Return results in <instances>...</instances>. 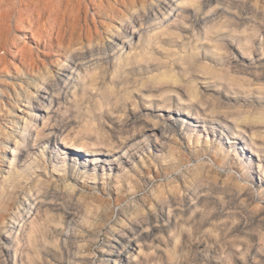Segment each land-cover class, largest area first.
I'll use <instances>...</instances> for the list:
<instances>
[{
    "label": "rangeland",
    "instance_id": "374dc122",
    "mask_svg": "<svg viewBox=\"0 0 264 264\" xmlns=\"http://www.w3.org/2000/svg\"><path fill=\"white\" fill-rule=\"evenodd\" d=\"M97 1L52 0L45 14L63 19L69 3L80 8L91 32L85 45L100 44L86 61L113 54L129 26V9L100 13ZM152 1L164 11L181 0ZM191 1L176 6L164 29L147 24L131 36L124 69L82 82L71 103L57 104L49 131L58 146L30 137L35 148L21 163H37L3 186L29 84L47 68L59 78L51 62L62 53L56 32L50 40L46 29L30 30L26 0H0V57L18 68L0 73V264H264V0ZM145 27L160 39L141 36ZM26 57L47 66L27 74ZM164 73L175 80H160ZM62 84L63 101L73 90ZM193 85L201 101L181 108ZM157 117L167 120L170 146L155 134ZM160 190L180 199L156 206ZM24 198L32 203L27 215ZM135 229L147 254L129 263Z\"/></svg>",
    "mask_w": 264,
    "mask_h": 264
},
{
    "label": "bare ground",
    "instance_id": "6f19581e",
    "mask_svg": "<svg viewBox=\"0 0 264 264\" xmlns=\"http://www.w3.org/2000/svg\"><path fill=\"white\" fill-rule=\"evenodd\" d=\"M51 1L52 0H26V8L30 12V17H31V19L29 20V27L30 30L34 31V34H41L43 33V30L46 29L47 36L51 40L52 38H54L53 37L54 32L57 33L56 39H58L61 45L59 51H61L62 53L61 55L62 58L61 60H58L56 64H54V62H51V64L58 68L59 78H57L58 72L56 73L54 72V70L47 68L43 73H41L40 76H38L36 79H33V82L29 84L32 87V90L26 93L24 97V101L26 102L27 105L26 106L27 111L25 112V115L23 117V122H22L23 126L21 129L22 135L20 136L21 138L19 137L17 138V140H15L16 141L15 147H13L12 149L13 158L10 161L8 173L6 174L3 180V186L4 185L8 186V184L17 181V179L20 178L24 173L28 174L29 168H31L30 164L37 163L38 159L36 157H32L30 164L27 166L21 163L22 158H24L25 156V153L31 156V154L33 153V149L35 148V146L30 143V137L35 135L36 139L42 142H46L45 139H47L49 143H54L56 146H58L59 142L56 141V137L54 136L53 138L51 137L53 132L49 131L52 130L53 128L52 121L56 119L55 118L56 111L54 108L56 107L57 104L71 103L74 97L78 96V89L82 82H84L85 84L88 82L93 83L98 77L105 76V74L110 70L118 71L120 69H124L126 64L133 59V56L131 55L132 54L131 51L134 48L135 44L131 42L132 40L131 36L136 35L137 31L142 32L143 26L147 24H150L148 27L156 26L155 29L157 30L159 28H161L160 30L164 29L167 26L165 25L166 22L170 21V18H172L173 15L175 16V11L177 10L176 6L177 8L182 9V7L187 3V1L192 2L191 0H181L180 2L177 3V5L174 3L175 7L163 11L161 8L156 6L154 1L152 0L151 1L114 0L115 3H112L108 0H98L96 2V5L98 6L100 13L108 10L112 13H116L117 12L116 6H119L120 8L125 7L127 10L129 9L130 15L125 19V21L129 23V26L127 25V27L125 28L124 38L117 36L118 37V41L116 44L117 48L115 49L113 54H109L108 51H105L104 54L105 55L109 54L108 56L106 57L100 56L94 58L93 60L86 61V58L89 55V53L92 56L96 54V50H97L96 48L98 45V43H94V42H89L90 45L87 46L85 45L84 40L91 38V32L89 31V29L87 30V28H89L88 20L84 19L85 23L80 22L81 17L83 15V14L80 15V8L76 6L69 8L70 3L66 7H64L65 9L63 11L64 14L63 19L60 17H54L53 19H50L51 18L50 15H52L51 12L53 5ZM79 1L82 3L86 0H79ZM144 9H145V14L143 16L142 10ZM86 10L88 11V9ZM48 11L50 12V15L48 17V19L50 20L46 21L45 14ZM67 12H69V15L74 18L72 22H66L65 15ZM35 17L36 18L38 17V21H36ZM148 27H145L144 30L145 32L142 33L141 36H143L144 34L145 37H149L146 38L148 41L160 39L159 35H157V33H151ZM84 31L86 32L83 33ZM123 31L124 29L119 33V35L122 34ZM169 31L170 30L167 29L165 33H168ZM84 34L86 35L84 36ZM22 49H26V46H23ZM43 56L45 58H50L52 57V54L44 53ZM24 64L27 66L26 73L30 75L33 72L40 70L41 65L47 66V63L44 60H42V64H41L40 61H36L31 57L30 58L26 57ZM12 67H13V71L17 72L18 69L17 67H14V65H11V63L8 60L2 59L0 57V73H5L7 71H10ZM60 71L62 72V74H60ZM62 77H64V79ZM158 78L160 80H173V79L175 80L174 76L169 75L167 73L160 75ZM63 80L65 82V87H69L70 89H72L73 94L71 95V98H69V96L66 94L64 100L62 101ZM189 93L191 95L189 102L185 104L181 103L179 105L181 108L184 109H191V107L194 108V106H197V103L201 101L199 98L200 90L196 86L193 85V88H190ZM181 98L183 99V97ZM172 99L173 98L171 96L167 97L166 99L163 100V104L165 106H170ZM40 117L43 118L44 120L43 124H40ZM260 118L261 121L264 122V113L261 114ZM152 120H155L153 129L157 137H161V138L166 137L168 139L166 145L167 144L169 145V143L172 144L173 141L172 138H169L168 135H166L163 132L167 120L163 121L161 117H157L156 119L153 118ZM243 147L247 148L246 146ZM42 154L44 155V151H41V155ZM89 154L90 153L87 152V155ZM238 154L241 158L246 160L244 151L242 149L239 150ZM76 158L78 159L77 155ZM97 159L98 158H95V160H93L91 164L95 165L97 162H100ZM250 160L251 163H255V160L253 158H251ZM129 163L132 162L129 161ZM133 165L135 168L138 166V164L135 163ZM55 167L58 166L55 165ZM249 167L250 169H254V167L252 168V165H249ZM121 172L127 179H129L128 177L129 173L126 170L125 164H123L121 168ZM1 194L2 192L0 193V195ZM164 194L165 192L163 190H160V193L158 194V204L156 206H175L178 199H180L179 194L176 196L177 201L175 199L165 196ZM31 205H32L31 201H29V199L27 198L25 200H21L19 203V206H25V207L28 206L27 207L28 209L25 210L26 215L30 213ZM25 207L24 208L20 207L19 211L15 214V218H19V217L21 218L24 215L22 211L25 209ZM138 214L139 212L137 211L136 215ZM138 228L139 227H137V229ZM137 229H135L136 232L134 233V236L136 237L138 235ZM128 239L129 240L126 247L128 250L127 252L129 253L130 256H127V259L129 263H132L133 261L137 262L147 253L144 249L143 244L140 243V238L137 237V241L139 242L137 247L131 243L130 237ZM122 257H123V252L119 251L117 253L116 260H121Z\"/></svg>",
    "mask_w": 264,
    "mask_h": 264
}]
</instances>
